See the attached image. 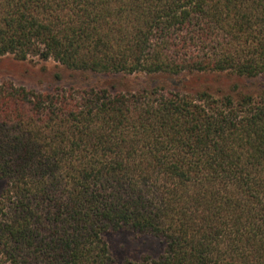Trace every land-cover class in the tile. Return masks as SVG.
I'll return each instance as SVG.
<instances>
[{
    "label": "trees",
    "instance_id": "obj_1",
    "mask_svg": "<svg viewBox=\"0 0 264 264\" xmlns=\"http://www.w3.org/2000/svg\"><path fill=\"white\" fill-rule=\"evenodd\" d=\"M82 75L264 79V0H0V57ZM238 86H233L236 90ZM0 264H264V88L0 81Z\"/></svg>",
    "mask_w": 264,
    "mask_h": 264
},
{
    "label": "rangeland",
    "instance_id": "obj_2",
    "mask_svg": "<svg viewBox=\"0 0 264 264\" xmlns=\"http://www.w3.org/2000/svg\"><path fill=\"white\" fill-rule=\"evenodd\" d=\"M0 81H10L15 85L35 91H49L69 86L84 87L93 84L106 87L117 85L119 88L138 87L142 82L162 84L182 91L207 90L212 94H233L237 90L255 94L264 88V79L245 81L218 74H194L180 78L154 76L147 80L139 76L105 78L69 71L52 60L30 59L18 62L11 56L0 57ZM233 86H238V88L234 90ZM2 187L0 183V191ZM104 239L116 264H123L125 261L138 262L143 257L154 259L163 250V243L160 239L129 230L107 232Z\"/></svg>",
    "mask_w": 264,
    "mask_h": 264
}]
</instances>
